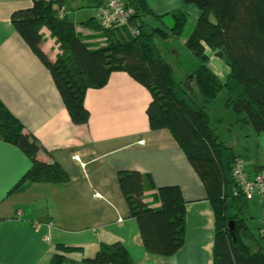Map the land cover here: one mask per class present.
Listing matches in <instances>:
<instances>
[{
	"label": "crops",
	"instance_id": "obj_1",
	"mask_svg": "<svg viewBox=\"0 0 264 264\" xmlns=\"http://www.w3.org/2000/svg\"><path fill=\"white\" fill-rule=\"evenodd\" d=\"M33 3L0 0V101L26 133L37 137L44 148L40 158L57 163L69 182L35 183L13 192L32 162L18 146L0 140V264H54L57 245L82 247L64 264H84V257L93 256L99 245L116 243L127 247L135 264H214L215 212L201 178L172 133L150 128V92L128 74L114 73L106 87L87 92L90 121L75 125L51 72L12 24L13 13ZM149 6L156 16L176 12L189 16V33L180 38L186 44L200 17L199 8L184 0H151ZM77 9V20L70 19L85 42L95 48L107 40L99 27V8L87 1ZM145 22L151 28L172 25L170 17L163 21L147 17ZM41 33L43 49L55 60L60 53L57 39L46 27ZM174 39L163 41L161 51L179 58ZM207 53L210 70L225 82L229 67L210 49ZM213 106V121L227 120L216 126L220 137L245 163L249 175L264 171V133L255 134L251 128L228 130L232 114L223 117V110ZM244 131L249 140L242 149ZM76 156L87 164L85 168ZM123 170L150 177L144 198L154 208L161 206L158 188L180 187L187 202L185 244L173 257L146 252L138 221L131 217L119 186L118 174Z\"/></svg>",
	"mask_w": 264,
	"mask_h": 264
},
{
	"label": "trees",
	"instance_id": "obj_2",
	"mask_svg": "<svg viewBox=\"0 0 264 264\" xmlns=\"http://www.w3.org/2000/svg\"><path fill=\"white\" fill-rule=\"evenodd\" d=\"M99 9L103 0H87ZM134 10L131 27L105 29L107 40L91 48L77 32L67 15V0H34L31 8L13 13L11 21L27 45L49 69L75 125H87L90 112L85 97L90 89L106 87L111 76L123 72L151 94L147 109L152 130H169L201 178L216 216L214 264H264V236L260 226L249 223L250 201L233 178L239 160L223 140L213 121L211 107L223 90V112L232 113L228 130L264 133V0H184L201 11L186 46L198 61L188 86L179 82L157 41L180 39L189 16L176 12L156 16L151 0H121ZM161 21L170 17L172 25L151 28L145 18ZM46 27L59 43L60 53L53 60L43 49ZM114 34V35H113ZM208 49L226 61L230 73L221 82L210 70ZM0 140L18 146L31 160L32 167L14 191H24L35 183L67 184L69 176L55 162L40 158L44 149L33 134L26 133L0 101ZM135 171H120L119 186L131 217L139 224L147 253L173 257L185 244L186 206L179 186L158 188L161 206L145 201L146 179ZM233 222L234 231H231ZM53 263L70 262L82 247L57 245ZM84 264H135L131 252L121 243L101 244L95 254L84 257Z\"/></svg>",
	"mask_w": 264,
	"mask_h": 264
},
{
	"label": "built area",
	"instance_id": "obj_3",
	"mask_svg": "<svg viewBox=\"0 0 264 264\" xmlns=\"http://www.w3.org/2000/svg\"><path fill=\"white\" fill-rule=\"evenodd\" d=\"M132 8L126 7L121 0H103V5L98 12L100 24L105 29L113 27H129L133 35L139 34L137 28L131 27L130 18L134 14ZM83 168L86 164L80 156L75 157ZM233 178L238 187L246 194L249 200L257 197L263 207V215L260 222V233L264 236V171H260L253 176L247 172L246 165L243 161L238 160L233 167ZM49 241V239H47Z\"/></svg>",
	"mask_w": 264,
	"mask_h": 264
},
{
	"label": "rangeland",
	"instance_id": "obj_4",
	"mask_svg": "<svg viewBox=\"0 0 264 264\" xmlns=\"http://www.w3.org/2000/svg\"><path fill=\"white\" fill-rule=\"evenodd\" d=\"M87 1L86 0H67L66 2V6L68 7L70 13H69V17L73 20L76 21L77 18L74 16L76 12H78L77 7L80 4H85ZM188 29H186L184 36L187 35ZM175 41V45L177 47L180 48V54L181 56L179 58H175V57H171L170 54L166 51V50H162L164 52V56L166 57L167 61L172 65L174 71H175V75L176 78L179 82H184L185 86H188V79L192 76V72L194 69H196L197 65H198V61L196 59V57L193 55V53H191L186 44H184L182 42L181 39H174ZM158 45L160 46V48L163 47L164 42L158 40L157 41ZM223 66H228L226 64L225 60L220 59ZM226 100V92L225 90H223L221 92V94L219 95V98H217V100L215 101V104L213 107H215L216 109H220V111L224 110V101ZM227 114L231 115L232 113L228 112ZM227 114L223 113V117H226ZM223 132V131H222ZM223 134V133H221ZM246 133L245 131L242 133V138H241V142H240V148L243 149V147H246V140H249L246 137ZM84 162V161H83ZM85 163V162H84ZM86 164V163H85ZM87 166V164H86ZM257 199L255 200V198L250 200V206H251V214H248V217L253 216V219L250 220V224L251 226H253L254 228L259 227L260 226V222H261V218L263 215V207L262 205H260V202L257 201Z\"/></svg>",
	"mask_w": 264,
	"mask_h": 264
},
{
	"label": "water",
	"instance_id": "obj_5",
	"mask_svg": "<svg viewBox=\"0 0 264 264\" xmlns=\"http://www.w3.org/2000/svg\"><path fill=\"white\" fill-rule=\"evenodd\" d=\"M230 228H231V231H234L233 222H232Z\"/></svg>",
	"mask_w": 264,
	"mask_h": 264
}]
</instances>
